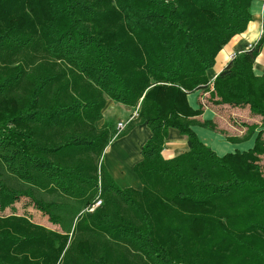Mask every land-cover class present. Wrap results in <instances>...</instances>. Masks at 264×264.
Listing matches in <instances>:
<instances>
[{"label":"trees","instance_id":"obj_1","mask_svg":"<svg viewBox=\"0 0 264 264\" xmlns=\"http://www.w3.org/2000/svg\"><path fill=\"white\" fill-rule=\"evenodd\" d=\"M254 1L0 0V211L27 199L59 227L0 216V264H264L260 148L220 158L192 129L216 126L188 102L248 30ZM263 44L264 32L210 100L264 127V75L253 73ZM108 100L139 108L118 136L98 126ZM144 124L143 189H122L105 151ZM170 128L189 149L166 160Z\"/></svg>","mask_w":264,"mask_h":264},{"label":"crops","instance_id":"obj_2","mask_svg":"<svg viewBox=\"0 0 264 264\" xmlns=\"http://www.w3.org/2000/svg\"><path fill=\"white\" fill-rule=\"evenodd\" d=\"M263 9L264 0H255L252 3L253 21L245 33L233 38L218 55L215 66L208 71L209 89L207 91H198L188 96L190 106L195 111L202 112V115L197 117L196 120L200 123H212L216 126L215 131L206 129L203 126H194L192 128L204 145L210 147L220 158L235 154H249L260 148V153L258 155L255 154V157L258 164L261 165H264V127L262 123L256 122L252 118L250 109L231 107L233 113L244 115L249 119L251 118L250 120L253 123L240 128L228 126L224 131L220 128V125H224V122L221 112L217 110L218 107L215 109L210 105H205V100L208 98L211 99L215 81L232 62V57L248 51L250 46L257 45L261 40L264 32ZM253 73L258 78L264 75V44L254 64ZM227 106L223 105L222 107L226 108ZM138 112L139 108H128L108 100L103 112V120L98 125L102 127L104 123H113V119H118L116 125L120 123L127 125L129 122L135 123L138 118ZM250 126H256V130L248 138ZM127 127L124 132L127 131ZM261 132L263 134L261 135L260 145L258 147L257 138ZM151 137L152 132L147 125H137L127 135L119 137L107 147L104 155V163L109 174L115 182H118L120 188H132L137 191H142L143 185L134 172V168L142 162V148ZM188 149L186 138L178 130L170 128L163 151L164 159L172 160L187 152Z\"/></svg>","mask_w":264,"mask_h":264},{"label":"rangeland","instance_id":"obj_3","mask_svg":"<svg viewBox=\"0 0 264 264\" xmlns=\"http://www.w3.org/2000/svg\"><path fill=\"white\" fill-rule=\"evenodd\" d=\"M205 105H207V106L210 105V106L214 107L215 109H216V107H218L217 110L219 112H221V116H222L223 122H224V125H220L221 130L225 131V128H228V126L240 128V127L248 126V124L253 123L250 120L251 118L249 119L248 117H245L244 115H237V114L233 113L231 111V105L227 106L226 108L222 107L223 105H219V106L214 105V103L210 100V98L205 100ZM252 118L256 122L262 123L261 118L254 117V116ZM112 121L115 124V125L113 124V135L118 136L121 133H123L126 128L122 131H117V125L116 124H117L118 119H116V120L113 119ZM98 126H100V125H98ZM0 169L3 170V167L1 166V164H0ZM115 183L120 187L118 182H115ZM45 198H46V200H49L48 196H46ZM14 213L18 216H26V217L30 218L32 220V222L35 224L44 226V227H46L50 230H53V231L54 230L59 231V227L53 226L52 224H50L48 221V217H46L41 212H39L32 205V203L27 199H22L21 201L17 202L14 206V210L9 208L4 213H1V211H0V216H9V215H12Z\"/></svg>","mask_w":264,"mask_h":264},{"label":"built area","instance_id":"obj_4","mask_svg":"<svg viewBox=\"0 0 264 264\" xmlns=\"http://www.w3.org/2000/svg\"><path fill=\"white\" fill-rule=\"evenodd\" d=\"M262 17H263V19H264V9H263V11H262ZM255 45H252V46H250L249 47V50H251L253 47H254ZM233 59H232V61L235 59V57H232ZM130 123V122H129ZM129 123L126 125V124H123V123H120V124H118L117 125V131H122V130H124L128 125H129ZM101 204H102V201H100V200H98L92 207H90L89 209H88V212H90V213H92V212H94L98 207H100L101 206Z\"/></svg>","mask_w":264,"mask_h":264}]
</instances>
